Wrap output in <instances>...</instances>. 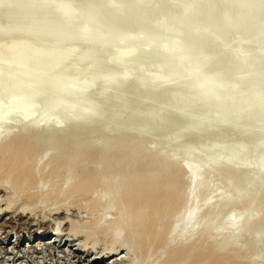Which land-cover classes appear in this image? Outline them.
Here are the masks:
<instances>
[{
    "label": "bare ground",
    "instance_id": "6f19581e",
    "mask_svg": "<svg viewBox=\"0 0 264 264\" xmlns=\"http://www.w3.org/2000/svg\"><path fill=\"white\" fill-rule=\"evenodd\" d=\"M1 21L0 188L6 181L35 203L62 195L90 211L114 207L113 219L101 213L81 235L108 236L128 258L140 248L150 259L160 243L173 252L157 264H264V238L252 239L264 215V0H0ZM23 39L45 53L69 48L67 57L12 46ZM217 123L237 133L213 147ZM242 136L263 147L238 145ZM217 176L224 184L213 188ZM233 205L236 215L214 223ZM171 211L179 217L168 223Z\"/></svg>",
    "mask_w": 264,
    "mask_h": 264
},
{
    "label": "rangeland",
    "instance_id": "374dc122",
    "mask_svg": "<svg viewBox=\"0 0 264 264\" xmlns=\"http://www.w3.org/2000/svg\"><path fill=\"white\" fill-rule=\"evenodd\" d=\"M147 12H148V10H147ZM149 12L151 13L152 11L150 10ZM5 23H6L5 21H1L0 26L4 25ZM258 27H260V26H258ZM28 41H29V43H28ZM28 41H27V39H25V40L23 39L21 41L16 40V41H13L12 46H17V45L20 46L21 45V47H22V45L25 44L24 45L25 47H22V48H24V49L27 48L30 50H32V48H33L32 51L37 56L39 54L45 55V54H52V53H54V54L60 53L64 57L65 56L67 57V53H68L67 49H69V48L64 49L66 47H63L64 50H62V48H61V50H60V48L59 49L55 48V49H57V51L50 50V53L49 52L45 53V51H43L44 50L43 48H45V47H42V46H44L43 44L38 45L34 42H33L34 43L33 44L31 40H28ZM242 41L244 42V40H241V42ZM4 42H6V41H4ZM25 42H27V43H25ZM222 42H225V39H223ZM15 43H17V44H15ZM5 45L7 47L8 44H3L2 47L4 48ZM35 45H36V47H35ZM237 45H240V44L238 43V44H236V46ZM29 46H30V48H29ZM31 46H32V48H31ZM38 46H40L41 48H38ZM68 47H69V45H68ZM39 49L40 50L42 49L43 53ZM35 50H36V52H39V53H36ZM55 52H57V53H55ZM63 52H65V53L63 54ZM201 52L202 51L200 50L196 54L200 55ZM35 58H36V56H35ZM231 62H232V60H231ZM110 65H112V64H110ZM113 67L114 66L110 67L109 70L111 71V69H113ZM115 67H117V66H115ZM66 68H64L63 71H66ZM59 73L61 74L62 70ZM106 74L108 75L109 72H106L105 75ZM79 75H78L79 78H78V76H76L75 78L76 79L78 78L79 81L81 82L84 79V75L83 76H82V74H79ZM105 75L103 74L102 77L103 76L105 77ZM224 75H226V74L224 73ZM104 77L101 78V75H97L96 77L94 75H92L89 77L90 79L88 78V80L90 81V83H92V84L94 83L96 85L98 82L102 81V80H100V78L104 79ZM93 78H96V83H95V79H93ZM76 79H74V81L76 83H79L78 79L77 80ZM92 80H93V82H91ZM236 82H239L238 78H236L235 83ZM259 85H260V80H259V83H256L253 86H251L250 90L255 92ZM194 87H198V86H194ZM194 87L191 88V90L196 89ZM43 97H45V92L42 95V98ZM245 98H246V95L243 93L238 95L237 99H236V105L237 104L241 105ZM259 101L260 100H258V98H256V97L252 98L249 102V107L247 108V110L254 109L255 106L258 105ZM47 115H48V111L45 109L41 113H38L36 115V117L38 119H41V118L46 117ZM223 116H225V113H223ZM128 117L129 116H127V118ZM127 118H124L121 122H119L120 124L118 123L119 127L121 126V124H123V121L125 122V119H127ZM263 120H262V118L258 119L257 123L258 124L260 122L264 123ZM247 121L249 122V120H247ZM247 121H244L245 125L243 124L244 125L243 127L251 128V126H252L251 124H253L252 121H256V120H252L251 122H249L251 124H249ZM237 122H238V119H237ZM245 122H247L248 124ZM233 124H235V121ZM233 124H232V126H234ZM118 125H116L117 127L115 126V128L112 131H114L116 128H118ZM217 125H218V123H217ZM219 125L222 126L224 124L220 123ZM261 125H262V123H260V126L257 128L259 131L264 129V126H263L264 124L262 126ZM215 128H216V132H217L218 127H215ZM215 128H214V130H215ZM12 129L17 130L16 127H13ZM219 129H218L219 131L217 132L218 136L216 137V140L213 141V147L217 146L220 138L221 139L222 138H227V139L234 138L236 133H237L235 128H232V127L222 126ZM204 132L205 131H203L202 134H199V137H198L199 139H197V137H195V139L199 140L200 142L197 140L194 141L195 139H193V140L191 139L192 142H191V140H189L188 142L193 143V141H194V143L195 142L201 143V141L208 140L207 139L208 136ZM206 132H208V135H209L210 130L206 131ZM159 141L162 144L165 143V141L163 139H160ZM254 142H255V145H257V146L253 147L255 150L261 149L263 147V145L261 144L262 142L260 143V142L253 141L252 139H250L247 136L240 137L238 145H244V144L252 145V144H254ZM46 148H47V146L43 147L42 151L46 150ZM62 153H66V152L64 151ZM245 159H249V157H247ZM252 167H253V171H255L259 168V165L256 163V161H252ZM157 170L158 169H156L155 171H157ZM241 171H243V169H241L239 172H241ZM49 179L50 178H47V181ZM3 182H2V184H5V186H7L6 187L7 190L2 188V186H1L2 189L0 188V209H1V211H0V264H88V261H92L93 259L94 260L98 259V262L96 264H112V263L113 264H118V263L119 264H134L138 260H141L143 262L145 261L146 262V263L144 262L145 264H157L156 262L159 259V257H158L159 255L166 254V252H168L167 250H169V249H170L169 250L170 252L171 251L173 252V250H172L173 248L171 249V247L169 249L165 250L166 246L160 245L163 248H161V247L158 248V245L160 244L159 243L157 245V247L155 244V247L153 246L154 248L150 249V252H149L150 259L147 258V260H145L144 259V257H145L144 249L140 250V248H138V250H137L138 253L134 254L135 256H133V257L130 256L129 258L130 259L132 258V260H129V258L125 255V252L123 250L115 249L116 248L115 246L117 244H115V243L112 244V242L108 238V236H104L102 234L97 235L96 233H94V235H92L93 236L92 240L94 239V241L90 240L91 237H90V239L87 238L88 240H86L85 233L90 230L87 227L91 228L90 225H92L91 223H93V220H95L101 213L103 214V212L101 210L90 211L91 209L89 210L87 201H85V200L82 201L81 202L82 204L79 202L81 205L79 203L74 204V205H72V204L68 205L69 200L64 202V201H62L64 199L63 198L64 196L62 197V195H59L58 198L60 199L59 200L60 202H58L57 201L58 200L57 195H56L55 197L53 196L54 198H56V200L54 198H52V196H50L52 198V200H50L51 198L48 197L46 199L40 200V201L35 203L34 201H31L29 199L27 200V198H25V196L23 197V195H20V196L18 195V197H17L15 190L11 189V186L8 185V183L6 181H3ZM46 182L44 185V190L47 189L48 187H50L49 188L50 191L53 190L52 185H51L52 180L51 181L49 180V182H47V184H46ZM223 184H224L223 179H222V177H219V176L214 177V179H212V181H210V185L213 188L222 187L220 185H223ZM100 189L101 188L98 189L99 190L98 192L100 194L104 193L103 190L101 189V191H102L101 192ZM53 192L54 191H52L51 193H53ZM252 194L249 196L254 197L255 192ZM14 199H15L14 204L11 205V207H13V208L7 209L8 203L11 202L10 200H14ZM244 199L245 198L241 199L240 203H243ZM31 202H33V203H31ZM78 204H79V206H78ZM64 205H66V206H64ZM60 206L63 209L60 208L58 212L56 210H54ZM239 206L240 205H238V206L233 205V206H230V207H232L231 210L229 207L228 209L225 208V209L221 210L220 212H218L217 216L213 219L214 223H218L219 217L222 216V214H224L225 211H231L230 215H232V217L234 215H236L237 210L239 209ZM178 207H179V209L177 210ZM236 207L238 209H236ZM175 208L173 211L177 212V211H180L181 206L178 204ZM23 209H26V211L28 210L27 212H29L33 209L32 210L33 213L28 214L27 212H25L24 214H21V210H23ZM36 209H37V211H36ZM109 209L110 210L107 209L106 212H104V214H103V218H105L108 221L110 219H113L114 214H115V208L114 207H110ZM39 210H42L41 214L38 212ZM151 210L147 209V212H149ZM50 211H52V212H50ZM96 211H97V213H96ZM173 211H171L169 214V217H167V221H169L168 223H170V221L172 223L175 220H177L178 218H176V216L179 217L178 214H176V213L173 214ZM177 213H179V212H177ZM254 213H257L255 211V209H253L252 212L250 214H248L247 218H251V216ZM175 214H176V216H174ZM171 217H172V219H171ZM259 222L260 223L256 226V230L252 235V239L254 241H258V240L264 238V227H262V225H264V215L261 217ZM81 226H82V230H81ZM72 227H73V230L72 229L70 230V228H72ZM85 227H86L87 231L85 230ZM54 228H56V229L53 231ZM74 228H75V231H74ZM57 229H58V231H57ZM77 230H79V231L77 232ZM230 230L231 229H229L228 231H230ZM56 231L58 233V237L55 235ZM73 231L76 234V236L73 233ZM84 231H86V232L83 233V235H81L82 232H84ZM34 234H36V235H34ZM49 242H51L52 245H49ZM93 242H95V243H93ZM110 246H111V248H110ZM168 247L169 246H167L166 248H168ZM236 247H238L237 244L235 245V247L233 246L234 249H236ZM111 249H112V251H111ZM113 249H115V251L118 250L117 253L115 252L116 255L114 254L115 257L114 256L111 257V255H110L111 254L110 252L114 251ZM162 252H164V253H162ZM260 253L261 252L259 249H256L253 251V254L258 255ZM142 255H144V256H142ZM124 256L126 258H124ZM247 256H249L248 252H247ZM244 257L246 258V255L243 256V258ZM81 258L84 259V261ZM102 260H104L103 263H102ZM141 261L140 262L138 261V263H141ZM115 262H117V263H115ZM143 262L141 264H143Z\"/></svg>",
    "mask_w": 264,
    "mask_h": 264
}]
</instances>
